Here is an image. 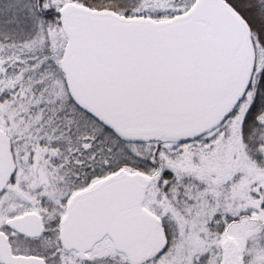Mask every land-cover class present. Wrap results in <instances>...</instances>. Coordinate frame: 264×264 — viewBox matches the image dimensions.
<instances>
[{"label": "snow or ice", "instance_id": "obj_1", "mask_svg": "<svg viewBox=\"0 0 264 264\" xmlns=\"http://www.w3.org/2000/svg\"><path fill=\"white\" fill-rule=\"evenodd\" d=\"M0 264H264V0H0Z\"/></svg>", "mask_w": 264, "mask_h": 264}]
</instances>
